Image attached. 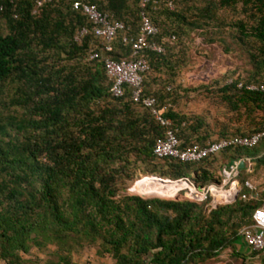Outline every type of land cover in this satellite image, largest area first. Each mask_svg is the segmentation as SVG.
Returning a JSON list of instances; mask_svg holds the SVG:
<instances>
[{"label":"trees","instance_id":"obj_1","mask_svg":"<svg viewBox=\"0 0 264 264\" xmlns=\"http://www.w3.org/2000/svg\"><path fill=\"white\" fill-rule=\"evenodd\" d=\"M72 1L50 0L34 10L35 0H0V15L8 27L0 34V89L7 82H17L7 103L1 102L11 109L6 107L10 109L6 113L0 109V259L20 264L19 253L32 245L55 244L66 238L97 242L102 252H110L112 264H201L213 259L240 238L238 230L251 222V211L264 202V186L256 198H236L207 211L203 204L185 199L115 198L116 183L128 175L131 155L140 161L160 162L153 163L150 170L158 169L165 178L193 174L192 181L198 185L218 182L209 167L215 156L228 154L231 160L253 157L258 145H264V136L252 147H228L197 162L155 157L152 148L163 138L164 128L149 110L130 99L129 88L124 87L119 97L109 92L111 80L102 61L105 56L113 60L131 57L130 46L122 37L138 34L141 9L137 0H78L125 26L112 39L110 51H104L101 40L91 33L74 40L76 31L82 26L89 29V23L71 8ZM201 1L197 11L202 19L188 21L186 26L201 27L216 20V9L238 7L242 17L229 22L231 36L245 49L256 72L260 70L264 66V0ZM172 9L165 0H150L144 8L157 28L150 40L161 45L162 51L143 52L148 70L142 88L144 95L154 97L163 107L178 147L204 146L219 138L260 131L264 121L250 132L209 140L198 131V117L172 109L167 100L170 84L158 91L147 89L146 75L158 71L167 44L183 31V25L171 26L183 19ZM90 49L99 56L84 64L66 68L47 62L51 53L64 52L71 59L89 55ZM217 91L231 110L264 112V82L259 76L235 78ZM256 160L264 164V153ZM242 172L244 164L239 175ZM151 181L149 176L142 178L132 191L164 197L157 189L160 180Z\"/></svg>","mask_w":264,"mask_h":264},{"label":"rangeland","instance_id":"obj_2","mask_svg":"<svg viewBox=\"0 0 264 264\" xmlns=\"http://www.w3.org/2000/svg\"><path fill=\"white\" fill-rule=\"evenodd\" d=\"M202 4L201 0H175L172 10L181 14L183 19L179 18L178 22H171V26L183 25L181 26L183 31H180L177 38L167 44L164 53L165 60L158 71L152 70L146 75V87L149 91H158L163 85L170 84L172 90L167 95V100L172 109L184 116L198 117L201 120L198 131L206 133L209 140L230 133L250 132L264 121V112L254 110L247 114L243 108L231 110L220 99L217 90L222 84L235 78L247 80L259 76V79L264 82V66L256 72L244 52L245 49L231 36L229 22L242 17L238 7H235V10L216 9L215 12L213 11L216 20H209L201 27L189 29L186 22H197L202 19L197 11V7ZM7 29L6 18L0 15V34H5ZM66 56L64 52L58 55L51 53L47 62L65 65L67 68L89 61L88 53L71 59H67ZM16 86L17 82H7L1 87L0 109L2 113L11 109V106L1 102L6 101L7 103L16 90ZM6 107L10 109L7 110ZM142 111L136 108L137 113L140 114ZM263 153L264 145L260 144L258 152L253 157H249L250 161L245 163V172L237 178L241 192L248 194L243 191V186L247 188L249 185L255 198L257 194L259 196L264 186V164H258L256 160ZM129 160L126 168L128 175L122 176L117 181L115 198L136 195L142 198L178 199L132 191L133 184L146 176L150 177L151 182L159 181L157 177L164 176H161L158 169L153 172L150 170L153 163L159 164L160 162L140 161L135 155L129 156ZM229 160L231 159L228 158V154H217L212 161L207 160L211 161L210 170L219 181L220 165L230 162ZM192 176L193 174L187 175L190 179ZM163 181L165 180L161 179L158 183L161 184ZM19 257L20 264H112L113 262L110 252H102V247L97 242L88 243L85 240L69 238L55 244L46 243L40 247L32 245L27 252L19 253ZM0 264H6V262L0 259Z\"/></svg>","mask_w":264,"mask_h":264},{"label":"built area","instance_id":"obj_3","mask_svg":"<svg viewBox=\"0 0 264 264\" xmlns=\"http://www.w3.org/2000/svg\"><path fill=\"white\" fill-rule=\"evenodd\" d=\"M50 0H35L34 10ZM150 0H137L140 7V25L138 34L135 37L123 36L122 41L130 46L131 57L128 59L113 60L105 56L103 67L106 76L111 80L109 92L119 97L123 93V88L127 87L130 91V99L139 104L141 107L149 110L153 118L164 128L163 138L157 139L152 148V154L157 158H173L182 162H197L203 158L214 155L228 147H252L260 138L264 136V125L260 131L247 136H233L216 139L204 146L192 144L185 148H179V142L175 135V130L171 127L170 119L163 116V107L156 103L152 96L143 94L142 78L148 70L147 61L143 55L145 50L161 52V45L150 40L157 33V28L150 22L144 8ZM166 6L172 8V0H165ZM71 8L81 13L89 23V29L80 27L75 35L74 40L80 39L87 33L93 37L99 38L102 42L104 51L111 50V41L119 31H124L125 26L120 21L112 20L111 17L100 12L92 4L73 0ZM172 38V37H171ZM89 59H95L99 56L98 52L90 49ZM253 88V86H247ZM250 158H241L233 160L222 166L220 169V181L198 185L188 177L166 180L173 181L177 186V191L172 196L165 198L185 199L195 203H201L207 211L218 205L228 204L236 198L251 199L255 198L252 188L248 185V194L241 192L238 186L239 164L245 165ZM248 170V169H247ZM251 222L242 226L239 230V236L242 242L253 251L264 253V202L256 206L250 213Z\"/></svg>","mask_w":264,"mask_h":264},{"label":"crops","instance_id":"obj_4","mask_svg":"<svg viewBox=\"0 0 264 264\" xmlns=\"http://www.w3.org/2000/svg\"><path fill=\"white\" fill-rule=\"evenodd\" d=\"M204 264H264V253L250 250L240 238Z\"/></svg>","mask_w":264,"mask_h":264},{"label":"bare ground","instance_id":"obj_5","mask_svg":"<svg viewBox=\"0 0 264 264\" xmlns=\"http://www.w3.org/2000/svg\"><path fill=\"white\" fill-rule=\"evenodd\" d=\"M159 180H165L157 188L159 193L164 197L172 196L177 191V186L173 181L166 180L162 177H157Z\"/></svg>","mask_w":264,"mask_h":264},{"label":"water","instance_id":"obj_6","mask_svg":"<svg viewBox=\"0 0 264 264\" xmlns=\"http://www.w3.org/2000/svg\"><path fill=\"white\" fill-rule=\"evenodd\" d=\"M229 163H230V164H232V163H233V161H230ZM242 166H243V164H242V163H240V164H239V168H241Z\"/></svg>","mask_w":264,"mask_h":264}]
</instances>
